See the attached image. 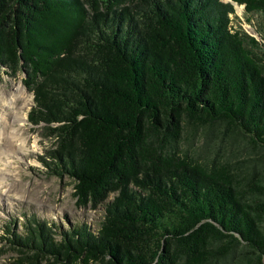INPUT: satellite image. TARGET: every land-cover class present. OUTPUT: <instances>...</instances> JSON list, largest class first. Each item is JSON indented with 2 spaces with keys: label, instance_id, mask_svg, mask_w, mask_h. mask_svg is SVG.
I'll return each mask as SVG.
<instances>
[{
  "label": "trees",
  "instance_id": "16d2710c",
  "mask_svg": "<svg viewBox=\"0 0 264 264\" xmlns=\"http://www.w3.org/2000/svg\"><path fill=\"white\" fill-rule=\"evenodd\" d=\"M19 72L40 163L104 216L7 226L18 264H264V0H0Z\"/></svg>",
  "mask_w": 264,
  "mask_h": 264
},
{
  "label": "rangeland",
  "instance_id": "374dc122",
  "mask_svg": "<svg viewBox=\"0 0 264 264\" xmlns=\"http://www.w3.org/2000/svg\"><path fill=\"white\" fill-rule=\"evenodd\" d=\"M235 15L237 19L231 15L232 25H241L246 32L255 35L253 29L258 16H252L248 24L243 5L235 6ZM22 78L20 72L15 76L3 73L0 76V104L9 107L7 111L10 107L22 106L26 113L20 131L25 138V152L0 155V264H18L20 261V253L4 239L8 235L7 226L22 231L25 218L33 216L59 227L86 222L97 229L104 216V205L92 208L77 204L74 181L69 176L53 175L40 163L39 156L53 147L54 140L44 137L40 126L28 122L33 94L22 84ZM40 264H52V261L44 259Z\"/></svg>",
  "mask_w": 264,
  "mask_h": 264
},
{
  "label": "bare ground",
  "instance_id": "6f19581e",
  "mask_svg": "<svg viewBox=\"0 0 264 264\" xmlns=\"http://www.w3.org/2000/svg\"><path fill=\"white\" fill-rule=\"evenodd\" d=\"M0 155L10 156V154L25 152V141L20 133L22 122L25 120L26 113L23 107H9L0 104ZM24 132V131H23Z\"/></svg>",
  "mask_w": 264,
  "mask_h": 264
},
{
  "label": "water",
  "instance_id": "95a60500",
  "mask_svg": "<svg viewBox=\"0 0 264 264\" xmlns=\"http://www.w3.org/2000/svg\"><path fill=\"white\" fill-rule=\"evenodd\" d=\"M230 2L232 1V0H229ZM233 4H234V6H237V3L236 2H233Z\"/></svg>",
  "mask_w": 264,
  "mask_h": 264
}]
</instances>
